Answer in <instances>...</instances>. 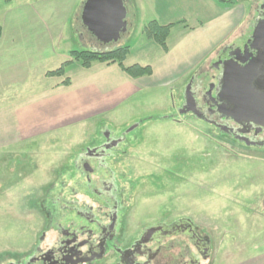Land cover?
Here are the masks:
<instances>
[{
  "label": "rangeland",
  "instance_id": "1",
  "mask_svg": "<svg viewBox=\"0 0 264 264\" xmlns=\"http://www.w3.org/2000/svg\"><path fill=\"white\" fill-rule=\"evenodd\" d=\"M4 1L0 0V264L11 263L14 256L27 261L35 248L55 247L61 240L59 228L90 227L66 206L73 202L82 210L89 205L94 213L97 198L91 195L92 187L112 175L123 204L118 242H113L117 247H129L145 228L187 220L211 246L210 256L200 264H264V150L232 145L211 134L204 123L173 109L181 104L187 86L209 72L224 49L241 44L250 32L257 0H215L220 10L229 11L220 43L212 29L216 17L200 4L206 0H123L126 31L104 46L128 47L124 66L155 63L177 72L184 67L177 57L189 55L196 61L176 82L164 80L165 71L126 100L134 89L126 96L110 65L94 63L81 69L72 63L63 77L44 78L70 59L69 52L102 47L80 32L86 0H10L7 7ZM150 22L170 26L166 45L172 52L164 65L158 63L161 55L147 45L154 43H147L142 33ZM66 78L70 85L63 87L60 83ZM100 106L103 113L79 121L80 115ZM172 114L179 123L172 121ZM45 120L67 121L47 129L37 125L32 132L33 123ZM103 133L123 137L125 144L113 152L107 166H96L88 184L76 161L103 140ZM119 159L121 163L112 164ZM177 242L174 253L184 254L190 243L183 236ZM189 250L196 254L191 246ZM113 262L107 255L94 264Z\"/></svg>",
  "mask_w": 264,
  "mask_h": 264
},
{
  "label": "flooded vegetation",
  "instance_id": "2",
  "mask_svg": "<svg viewBox=\"0 0 264 264\" xmlns=\"http://www.w3.org/2000/svg\"><path fill=\"white\" fill-rule=\"evenodd\" d=\"M231 62L236 63L238 68L252 66L256 74L253 79L254 91L264 93V0H257L250 32L241 44H232L224 49L211 64L210 71L204 73L194 85L192 81L190 91L194 101L188 99L187 103L182 99L174 113L204 123L211 128V134L226 139L232 145L264 150V126L252 120L233 119L229 115L233 110L232 105L224 96L221 99L217 97L224 66L233 65ZM174 115H171L172 121L179 123V117L175 118ZM103 135L102 141L84 150L76 161L75 166L88 184L91 182L90 175L95 173L97 167L107 166L106 162L114 158L113 152L125 144L123 137ZM121 154L124 156L126 152ZM119 163L120 159L112 162L113 165ZM114 179L112 175L108 180H97L92 187L91 195L97 198L93 203V207L96 204L94 213L89 205H84L82 210L73 202L71 207L66 206L69 212L81 214L90 227H77L72 222L75 226L73 229H58L61 240L55 247L45 251L35 248L26 258L27 261L14 256L9 264H94L107 255L112 258L113 264H200L201 259L207 260L211 252L208 237H203L197 227L187 220H174L169 224L160 223L145 228L129 247H117L114 243L118 242L116 229L122 222L119 215L123 211V204ZM84 210L85 214L81 213ZM179 236L190 243L184 247V254L174 253ZM166 241L167 244H164ZM190 246L197 255L190 252Z\"/></svg>",
  "mask_w": 264,
  "mask_h": 264
},
{
  "label": "water",
  "instance_id": "3",
  "mask_svg": "<svg viewBox=\"0 0 264 264\" xmlns=\"http://www.w3.org/2000/svg\"><path fill=\"white\" fill-rule=\"evenodd\" d=\"M126 16L127 10L123 0H86L80 21L97 42L108 45L117 42L121 34L125 33ZM254 30L256 33L257 27ZM232 64L224 66L218 99L224 96L232 105L233 110L229 115L233 119L252 120L264 126V93L258 94L254 91L253 79L256 74L252 66L238 68L236 63ZM188 99L194 101L190 84L183 95L185 102L188 103Z\"/></svg>",
  "mask_w": 264,
  "mask_h": 264
},
{
  "label": "crops",
  "instance_id": "4",
  "mask_svg": "<svg viewBox=\"0 0 264 264\" xmlns=\"http://www.w3.org/2000/svg\"><path fill=\"white\" fill-rule=\"evenodd\" d=\"M216 1H218V3L224 4V0H216ZM216 1L215 0H206V2L201 1L200 4H202L206 8V12H210V11L213 12L209 16L216 17L215 21L212 22L213 23L212 25L213 26L216 25V26L214 28H212V29L217 34V35H215L216 38H217L216 42L220 43L222 41V39L225 38L224 35H223V32L225 30L227 22H225L223 20L227 17L226 15H227V13L229 11H227L226 9L225 10H220V8L217 6V2ZM4 2H5V6L6 7L10 6V4H11L10 0H5ZM232 13H233V11H232ZM205 14H208V13H205ZM223 26H225V27H223ZM146 41H147V43H150V42L154 43L153 41H150V40H147V39H146ZM147 45H148V47H152V50H154L155 52H157L158 54L161 55V59L158 61V63L160 65L161 64L164 65L165 64V60L169 59V57L171 55L170 53L172 51L170 50V48H168V46H167V52H163L161 50V48L155 43H154V45L157 46L158 48H156L155 46H151V44H147ZM212 49H213V46H210V47H208L206 49V52L209 53ZM202 55H203V53H201V56L197 59V61H199L202 58ZM191 59H192V57H189V55L185 56L183 59H181L180 56H179V58L177 57V59H176V60H178V61H176L177 64L180 65V66L181 65L184 66L179 71L177 70V72H174L173 70L169 71V69L165 67L166 65H164L163 69L160 66L157 68V65L155 67V63L153 65L143 66V67H149V69L151 71V75L150 76L141 77V78H136V79L129 77L127 74H126V77H125L124 76L125 73L118 66L110 65L108 69H113L115 71L116 77H118V79L121 80V83H120L121 89L120 90L124 89V91H126L125 92L126 96H127V93L129 91V89H134L133 93H130V95H128L125 99H123V100H126L132 94H134V93L136 94V92H139L140 88H143L146 85L145 81L153 79L154 77L158 76L157 74L162 75V74L165 73V71H167L164 75H162V77H164V80H168L170 78L174 82H176V80H178L179 78L180 79L183 78V76L186 75L189 72L188 69L190 67L193 68L195 63H196L195 58H193L192 60ZM135 65L140 66L139 64H135ZM124 67H126V66H124ZM158 70H160V71H158ZM121 75H122V77L124 79L121 77ZM44 78H45V75H44ZM60 84H62V82ZM69 85H70V81H69ZM69 85H67V86H69ZM134 85H138V86L136 87ZM67 86H63V87H67ZM102 108L103 107L100 106V107H98L96 109H90L88 111V114H86L84 116L80 115L81 117L78 118L79 121L80 120H85V119L91 118V116H97V115L103 113ZM173 109L176 110V107L173 106ZM64 121H67V120H64ZM64 121L46 123V122H49V121L45 120V121H42L39 124H34L33 123L32 132L36 130L37 125H39V129H41V128L47 129V127H51V126H56V127L62 126L63 125L62 123Z\"/></svg>",
  "mask_w": 264,
  "mask_h": 264
},
{
  "label": "trees",
  "instance_id": "5",
  "mask_svg": "<svg viewBox=\"0 0 264 264\" xmlns=\"http://www.w3.org/2000/svg\"><path fill=\"white\" fill-rule=\"evenodd\" d=\"M169 27L170 26L161 27L155 22H150L143 28L142 33L147 40L153 41L161 48L163 52H167L166 40L169 35ZM80 32H85L91 37V39L96 41L82 26V24L80 25ZM97 43L100 44L99 42ZM105 48L107 47L102 45L100 49L71 51L69 52L70 59L67 62H64L58 69L52 72H47L45 77H63L64 68L68 65H71L72 63H78L82 69H90L94 63L106 65L116 64L125 74L134 79L151 75L149 67H141L138 65H133L130 67L123 66V62L129 53L128 47H121L112 50H106ZM62 85H69V79L66 78L64 81H62Z\"/></svg>",
  "mask_w": 264,
  "mask_h": 264
}]
</instances>
